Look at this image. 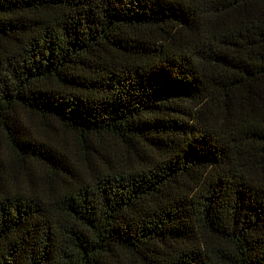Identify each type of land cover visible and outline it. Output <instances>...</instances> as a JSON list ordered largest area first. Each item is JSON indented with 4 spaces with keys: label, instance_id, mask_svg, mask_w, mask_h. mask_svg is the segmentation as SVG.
<instances>
[{
    "label": "trees",
    "instance_id": "16d2710c",
    "mask_svg": "<svg viewBox=\"0 0 264 264\" xmlns=\"http://www.w3.org/2000/svg\"><path fill=\"white\" fill-rule=\"evenodd\" d=\"M0 264H264V0H0Z\"/></svg>",
    "mask_w": 264,
    "mask_h": 264
}]
</instances>
